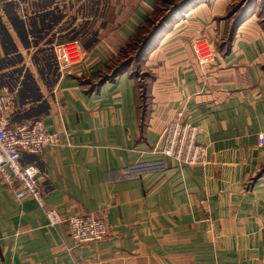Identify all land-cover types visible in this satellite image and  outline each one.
<instances>
[{"label":"crops","instance_id":"0c3cea01","mask_svg":"<svg viewBox=\"0 0 264 264\" xmlns=\"http://www.w3.org/2000/svg\"><path fill=\"white\" fill-rule=\"evenodd\" d=\"M159 3L0 0L12 124L39 120L60 140L21 164L37 169L46 208L102 211L111 232L76 245L66 224L48 227L42 207L0 183V264H264V23L253 9L235 28L236 0H199L138 69L112 77ZM202 39L213 59L199 66L191 45ZM73 41L86 56L62 74L54 48ZM179 110L199 129L205 164L160 153Z\"/></svg>","mask_w":264,"mask_h":264},{"label":"built area","instance_id":"2783aa9c","mask_svg":"<svg viewBox=\"0 0 264 264\" xmlns=\"http://www.w3.org/2000/svg\"><path fill=\"white\" fill-rule=\"evenodd\" d=\"M191 48L199 66L212 61L213 50L205 39L193 41ZM54 53L62 74L80 65L86 56L85 50L76 41L56 45ZM17 105L13 92L7 88L0 91V183L14 193L16 200L30 198L42 207L48 227L66 224L67 232L76 245L108 239L111 232L102 211L65 217L45 207L38 171L31 165L22 166L21 154L42 156L48 149L59 146L60 140L57 134L47 133L39 120L13 125L12 117ZM198 132L199 129L186 120L183 112L177 111L161 134L160 153L180 165L205 164L206 148L197 142ZM257 140L262 146L264 135H258Z\"/></svg>","mask_w":264,"mask_h":264},{"label":"rangeland","instance_id":"374dc122","mask_svg":"<svg viewBox=\"0 0 264 264\" xmlns=\"http://www.w3.org/2000/svg\"><path fill=\"white\" fill-rule=\"evenodd\" d=\"M184 1L185 0H160L157 11L154 13V16L152 15L153 17L150 18L151 19V21L149 20L150 23L147 22L145 24L143 32L140 33V36L143 35L142 37H144L145 33H150V31L153 29L155 25L160 24L161 21L167 19L169 12L173 10L175 7H178L179 5H181ZM257 4H259L260 7H258L259 5ZM253 9L257 11L258 17L261 23H264V0H236V3L234 4L233 9H232L233 12L231 13V15L234 14V18H235L234 20L238 18L240 19L242 17H245L246 14L250 12V10H253ZM174 17L175 16L173 15L172 18H170L171 20L169 19L170 22H172ZM161 34L159 35V37L161 36ZM156 41L152 44V46L156 43ZM138 46L140 45L132 44L129 51H127V54L121 58L122 60H124L123 63L128 65L126 69H129L130 67L135 70L136 68L138 69V62L140 61V58L138 57V53H137ZM257 143H258V140H257Z\"/></svg>","mask_w":264,"mask_h":264},{"label":"trees","instance_id":"16d2710c","mask_svg":"<svg viewBox=\"0 0 264 264\" xmlns=\"http://www.w3.org/2000/svg\"><path fill=\"white\" fill-rule=\"evenodd\" d=\"M199 0H185L181 5H179L178 7H175L173 10H171L169 12V15L167 17V19L161 21L160 24H157L153 27V29L150 31V33H145L144 37L140 36V33L143 32L144 26L140 29L137 37L131 42L132 44H139L140 46H138L137 48V53H138V57L141 58L144 56V54L146 53V51L152 46V44L157 40V38H159V35L161 33H163L166 29L167 24L170 23V18H172L173 15L177 14V13H182L186 10H188L189 8L193 7ZM157 11V9L155 10V12ZM154 12V13H155ZM233 12V10L231 11V13ZM154 16V14H153ZM151 16V17H153ZM230 16V15H229ZM150 17V18H151ZM147 19L146 23L151 21V19ZM245 17L242 18H238L235 20L234 23V27L236 28V26L242 22V20H244ZM170 19V20H169ZM150 20V21H149ZM145 23V24H146ZM131 45L129 47V49L131 48ZM127 64L122 63L121 65L117 66L116 69L113 71L112 73V77H115L116 75H118L120 72L124 71L127 68Z\"/></svg>","mask_w":264,"mask_h":264}]
</instances>
